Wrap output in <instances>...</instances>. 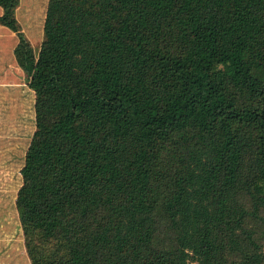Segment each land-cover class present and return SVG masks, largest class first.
Returning <instances> with one entry per match:
<instances>
[{
    "label": "trees",
    "instance_id": "16d2710c",
    "mask_svg": "<svg viewBox=\"0 0 264 264\" xmlns=\"http://www.w3.org/2000/svg\"><path fill=\"white\" fill-rule=\"evenodd\" d=\"M18 2L29 264H264V0Z\"/></svg>",
    "mask_w": 264,
    "mask_h": 264
},
{
    "label": "rangeland",
    "instance_id": "374dc122",
    "mask_svg": "<svg viewBox=\"0 0 264 264\" xmlns=\"http://www.w3.org/2000/svg\"><path fill=\"white\" fill-rule=\"evenodd\" d=\"M34 8L19 0L15 18L31 53H37L42 38L46 0ZM3 10L0 7V17ZM0 21V264H29L15 208L21 184L19 170L34 130L33 92L24 67L17 65L13 49L16 32Z\"/></svg>",
    "mask_w": 264,
    "mask_h": 264
}]
</instances>
